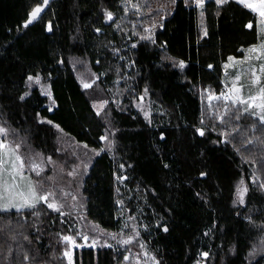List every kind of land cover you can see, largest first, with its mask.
Wrapping results in <instances>:
<instances>
[{"label":"trees","instance_id":"trees-1","mask_svg":"<svg viewBox=\"0 0 264 264\" xmlns=\"http://www.w3.org/2000/svg\"><path fill=\"white\" fill-rule=\"evenodd\" d=\"M196 1L51 0L25 25L44 0H0L1 136L29 171L48 162L31 170L40 194L68 209L77 198L118 246L77 250L76 264H125V249L146 264V247L148 264H264V123L209 100L229 57L258 42V17L239 0ZM120 176L158 218L150 231ZM30 209L0 211V264H69L61 216Z\"/></svg>","mask_w":264,"mask_h":264},{"label":"rangeland","instance_id":"rangeland-1","mask_svg":"<svg viewBox=\"0 0 264 264\" xmlns=\"http://www.w3.org/2000/svg\"><path fill=\"white\" fill-rule=\"evenodd\" d=\"M239 1L242 2V0ZM50 2L51 0H44L43 4L37 6L36 8L39 7L41 11L35 17V19H33L30 15V18L25 22V25H28L35 21L41 15V13L49 6ZM205 2L206 0H200L196 1L195 4L198 6V8L203 9ZM258 2L259 0H247V3ZM242 3L245 4V2ZM254 12L257 14L258 17L257 24L260 33L258 42L247 46L243 51V55H233L229 57V59L224 65L222 87L217 92L211 93L209 95V100H212L213 103H221L220 106L223 108H226L228 103L232 104L233 107H241L243 113H247L251 115L254 119H257L259 122L264 123V119H261V117H264V109L250 106V104L252 103L250 101V97L259 96L260 89L264 87V71H261V69H264V49L255 53L250 51L252 48H258L262 43H264V35H262L261 32V21L264 18H262L258 12ZM48 27L51 29L52 25L49 24ZM149 30L150 27L146 28V31ZM90 74L91 73L87 67L81 66L80 77L83 78V81L86 85L90 84L91 81L94 79L93 76H91ZM256 77H260L259 83L255 82ZM237 88H239L238 93L235 91V89ZM237 97H239V99H237ZM143 100H145V98H143ZM241 101H249V104L242 103ZM260 102V100L255 101V103ZM95 103L98 109H100V107L106 104L105 102L100 104L97 102V100L95 101ZM151 108L152 104H149V107L147 108L149 114L153 113V110ZM103 139L109 140V137L105 136ZM67 147L68 146L65 145V148ZM83 151H87V153L82 152L83 156L91 152L85 149H83ZM98 151H104V148L102 147ZM17 156L20 158L19 161L16 160ZM3 161H7V163H3ZM14 161L16 163V168L19 172V175L15 176V180H13L12 175H9V173L12 172V162ZM47 163L48 162L43 160L42 158L36 159L34 162L31 163V170L35 172L40 170H46ZM31 170L29 171L27 164L25 163L24 157L21 155L19 150L12 146L8 140L4 139L3 136H1L0 132V211H27L30 208H35L36 211V207L40 202L46 205H55V207L50 208L54 212H58L59 216H61L62 218V222L65 223V225L67 226V230L61 234V238L64 245L63 255L67 258L69 264H76L77 250H82L83 248L90 247H93L95 249L112 246L118 247L109 239V233L108 236L100 235L99 227L97 226V224L87 219L83 211L81 214V212H78L76 210V207L79 204L77 198H75L74 202L70 203V207L72 209H68V204L66 202L49 201L48 194H40L37 190V186L34 177L32 176ZM4 180H7L8 186H12L13 184L17 185V187L11 188L7 195H5L4 192ZM118 182V190L120 196H128L129 199L136 201L139 204V201L136 199V195H134L133 190L131 189V187H129V184L126 182V176L118 177ZM30 187L34 189L36 197L31 196L29 191ZM62 191L67 194L69 193L70 188L64 186ZM248 191L249 184L247 183V181H245V179L239 180L235 185L234 201L236 205L246 202ZM20 193H23V196H21ZM50 193V198L56 199L55 197H53V192ZM39 197H46V200L39 199ZM25 198L29 200V204L31 206L25 205ZM5 205H8V207H5ZM117 205L119 212H121L120 214H123L125 216L124 212L126 207L124 206V203L121 198L117 199ZM139 213L140 218L139 220H136V224L140 223L138 224V230L141 234H143L145 231H150L152 225L156 226L158 224V218L151 217L148 212L144 211V208L140 206V204ZM132 221V217L131 219L126 221V227L128 229H131L135 225L134 221L133 223ZM131 235L133 236V234ZM65 237H69L70 239L66 240ZM121 240L123 239L121 238ZM142 245H145L144 240H142ZM65 253H68V255H65ZM143 253L146 260V264L153 260V254L149 249H147V247L145 249V252ZM206 255L207 254L204 253V256ZM124 259L125 264H142L139 260L134 258L131 255L130 251H128L127 249H125L124 251Z\"/></svg>","mask_w":264,"mask_h":264},{"label":"snow or ice","instance_id":"snow-or-ice-1","mask_svg":"<svg viewBox=\"0 0 264 264\" xmlns=\"http://www.w3.org/2000/svg\"><path fill=\"white\" fill-rule=\"evenodd\" d=\"M242 2H245L246 6L249 7L250 9L256 11L259 13V15L264 18V0H259L258 3H247V0H242ZM41 11V9L38 7L36 8L32 13H31V17L33 19H35V17L39 14V12ZM111 18V14H109V19ZM31 22V21H29ZM249 27H251V25H249ZM261 32L262 35H264V19H262L261 21ZM264 49V43H262L258 48H252L250 51L255 53L258 52L260 50ZM261 71H264V69H261ZM260 77H256L255 82L259 83ZM85 87H88V85H85ZM235 91L238 93L239 92V88L235 89ZM237 99H239V97H237ZM260 100V103H255V101ZM250 101L252 102L250 104V106L252 107H256V108H261L264 109V87H262L260 89V95L256 96V97H250ZM242 103L245 104H249V101H241ZM261 119H264V117H261ZM0 131H3V129H0ZM203 134V133H201ZM19 157H16V160L19 161ZM3 163H7V161H3ZM9 175H12L13 180H15V176L19 175V172L16 168V163L15 161L12 162V172L9 173ZM5 187H4V192L5 195H7V193L11 190V188H15L17 187V185L13 184L12 186H8L7 184V180L3 181ZM30 194L32 197H36V193L34 191V189H32L31 187L29 188ZM21 196H23V193H20ZM39 199H45L46 197H39ZM25 205L31 206L29 204V200L27 198H25ZM25 205H21V206H25ZM49 207H55V205L53 204H49ZM5 207H8V205H5ZM66 240L70 239L69 237H65ZM125 243H127V241H125ZM65 255H68V253H65Z\"/></svg>","mask_w":264,"mask_h":264},{"label":"bare ground","instance_id":"bare-ground-1","mask_svg":"<svg viewBox=\"0 0 264 264\" xmlns=\"http://www.w3.org/2000/svg\"><path fill=\"white\" fill-rule=\"evenodd\" d=\"M83 180H84V178H83ZM83 185V184H82ZM76 189V188H75ZM84 206V205H83ZM141 208V207H140ZM84 212V211H83ZM139 212V211H138ZM143 213V212H142ZM81 214H82V211H81ZM93 222V221H92ZM94 223H96V222H94ZM98 224V223H97Z\"/></svg>","mask_w":264,"mask_h":264},{"label":"water","instance_id":"water-1","mask_svg":"<svg viewBox=\"0 0 264 264\" xmlns=\"http://www.w3.org/2000/svg\"><path fill=\"white\" fill-rule=\"evenodd\" d=\"M202 133H203V131H202Z\"/></svg>","mask_w":264,"mask_h":264},{"label":"crops","instance_id":"crops-1","mask_svg":"<svg viewBox=\"0 0 264 264\" xmlns=\"http://www.w3.org/2000/svg\"><path fill=\"white\" fill-rule=\"evenodd\" d=\"M34 205V204H33Z\"/></svg>","mask_w":264,"mask_h":264}]
</instances>
